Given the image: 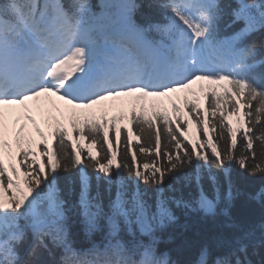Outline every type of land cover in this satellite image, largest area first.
Here are the masks:
<instances>
[{
    "label": "snow or ice",
    "instance_id": "snow-or-ice-1",
    "mask_svg": "<svg viewBox=\"0 0 264 264\" xmlns=\"http://www.w3.org/2000/svg\"><path fill=\"white\" fill-rule=\"evenodd\" d=\"M96 8L0 0V264H264V184L243 191L231 176L233 165L264 176V0ZM42 96L70 106L71 132L49 115L51 142L26 104ZM110 99L130 105L123 139L121 129L109 135L116 105L88 111ZM181 103L196 114L199 144L182 127ZM12 105L25 106L22 117H10ZM125 119L121 110L111 123ZM241 198L260 206L259 219L234 215ZM189 233L201 242L185 261Z\"/></svg>",
    "mask_w": 264,
    "mask_h": 264
},
{
    "label": "trees",
    "instance_id": "trees-1",
    "mask_svg": "<svg viewBox=\"0 0 264 264\" xmlns=\"http://www.w3.org/2000/svg\"><path fill=\"white\" fill-rule=\"evenodd\" d=\"M99 4V2H98ZM154 11V15H155V19L159 20V21H163L164 20V10L162 8H156L153 10ZM206 103V102H205ZM207 107V105L205 104V108ZM204 108V109H205ZM182 110H185V115H180L181 117V123H182V127H184L187 130V133L190 137V139L196 141L197 144L200 143V141L203 139V136L201 134V132H199L197 129L196 131H194V129L192 128L194 125L196 124V119H195V113H193L192 115H189L188 109L182 107ZM204 109H201V113L200 115L203 116L205 115L204 113ZM243 110V109H242ZM169 111V115L171 113L170 116H172V112H171V108L168 109ZM227 114V112H226ZM230 119L234 120V117H230ZM173 120L175 121V117L173 116ZM183 121H187V124H183ZM175 123L173 124V127H175ZM204 126L201 125V128H203ZM127 131L122 132L121 135V139H123V135H127ZM110 136H115V132L111 131L109 132ZM210 136H214L215 133H211L209 134ZM73 137H78L77 135L73 134ZM80 140L77 139V141L80 144V147L84 150V153H87V150L89 149V147L92 148L93 154L97 153L98 150V146H94L91 145L90 141L85 139V138H81V136L79 135ZM183 140V137H180ZM70 143V142H69ZM133 143H135V140L133 139ZM120 147H123V145H120ZM37 153L39 154L40 149L37 148L36 149ZM210 151V149H209ZM16 162V161H15ZM160 161H157V163H159ZM17 167L21 168V165L19 163H17ZM88 174L92 177V181L93 184L96 183V176L95 173H93L91 170H89ZM217 175H219L221 177V179L223 180V174L217 172ZM231 176L234 180V182L236 183V185L243 191H252L255 190L257 188H259L262 184H264V176H248L247 173L243 172V170H241L239 168L238 165H233L231 168ZM143 187V186H142ZM233 213L234 215H236L239 218H243V219H251V220H256L259 219L260 214H261V208L258 204L255 203H251V202H245L242 198L238 199L235 202L234 208H233ZM178 215L182 216V213L180 211L177 212ZM204 235H210L211 234V226H207L206 229L204 230ZM189 237L191 240V245L188 249H186L180 256V258L182 260L188 261V260H192L195 258L196 256V252L199 246V243L201 242V238L198 236H195L191 233H189ZM95 239H99V237H94ZM82 239V237L80 238ZM81 246H86V245H81ZM161 250H166L168 247H170L169 245H165V244H161Z\"/></svg>",
    "mask_w": 264,
    "mask_h": 264
},
{
    "label": "rangeland",
    "instance_id": "rangeland-1",
    "mask_svg": "<svg viewBox=\"0 0 264 264\" xmlns=\"http://www.w3.org/2000/svg\"><path fill=\"white\" fill-rule=\"evenodd\" d=\"M32 101H33V104H34L35 109H34V111L31 114L36 118L37 123L39 125H41L43 123V117H42L43 109L45 111H48V109H51L52 110L53 109V103H56L58 101V98L51 97L49 99L47 97L42 96L39 99V101H35V100H32ZM30 103H31L30 101H27L26 102L27 105H29ZM37 103H39V105H40V110H37V108H36ZM5 108H6V106H5ZM39 113H40V115H39ZM20 123H23V124H26L27 125L26 130H25V134L27 135L28 134V129L30 130L33 126L28 121H26V120H20ZM9 126L12 127L11 119L9 121ZM192 128L194 129V131H196L197 125H194ZM44 130H45V128H44ZM32 135L33 134H31V137H32ZM8 138L11 139L10 135H9Z\"/></svg>",
    "mask_w": 264,
    "mask_h": 264
},
{
    "label": "bare ground",
    "instance_id": "bare-ground-1",
    "mask_svg": "<svg viewBox=\"0 0 264 264\" xmlns=\"http://www.w3.org/2000/svg\"><path fill=\"white\" fill-rule=\"evenodd\" d=\"M99 0H90V3L94 6V9H96V6L98 5Z\"/></svg>",
    "mask_w": 264,
    "mask_h": 264
}]
</instances>
